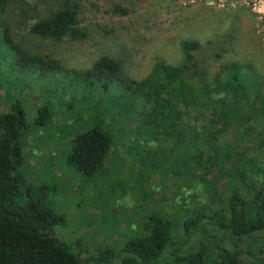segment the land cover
Returning a JSON list of instances; mask_svg holds the SVG:
<instances>
[{
    "label": "trees",
    "instance_id": "1",
    "mask_svg": "<svg viewBox=\"0 0 264 264\" xmlns=\"http://www.w3.org/2000/svg\"><path fill=\"white\" fill-rule=\"evenodd\" d=\"M32 1L0 0V39L12 58L0 70V89L4 80L8 90L27 77L47 80L56 105L39 106L30 123L18 101L0 116V264H264V80L253 64L229 62L209 81L206 69L191 72L206 57L189 37L178 43L180 63L158 61L140 80L108 56L66 69L26 41H85L80 4L51 0L40 9ZM112 13L129 11L114 5ZM22 32L28 39L17 40ZM221 37L216 61L233 38ZM45 132L68 137L62 162L83 179L105 176L106 158L119 148L131 157V176L139 166L146 179L157 173L171 180L178 201L128 186L123 195L137 191L141 203L133 211L143 216L140 233L115 256L83 257L81 240L72 246L54 234L64 217L22 188L26 140ZM55 161L45 163L52 177ZM193 188L190 196L182 191Z\"/></svg>",
    "mask_w": 264,
    "mask_h": 264
},
{
    "label": "rangeland",
    "instance_id": "2",
    "mask_svg": "<svg viewBox=\"0 0 264 264\" xmlns=\"http://www.w3.org/2000/svg\"><path fill=\"white\" fill-rule=\"evenodd\" d=\"M76 1L80 4L79 26L88 31L85 41L64 40L53 44L28 39L23 32L17 40L26 37L33 50L50 54L60 60L66 69L84 70L99 57L108 56L119 60L129 76L140 80L149 75L158 61L180 63L178 43L180 39L190 37L200 42L203 57H206V62L198 63L191 72L206 69L211 81L222 65L232 61L249 62L264 80V0ZM32 2H41L40 9L51 4V0ZM114 5L128 10L129 14L114 15ZM225 34H231L233 38L229 43L222 44L221 48L226 53L216 61L211 54L219 51L214 52V46L217 41L223 40L221 36ZM2 45L0 39L1 71L6 68L4 62L12 59ZM1 83L5 88L0 89V116L18 101L30 123L39 106L51 101L56 105L47 92V80L35 83L27 77L25 81H16L10 90L7 89L9 82L4 80ZM34 102L37 104L34 105ZM39 134V139L36 135H33L34 139L28 137L22 150L19 169L24 178L22 188L43 198L51 209L64 217L65 227L55 229L54 234L72 246L81 240L83 257L98 259L99 252L103 250L111 251L109 253L115 256L131 236L140 233L143 216L133 211L141 203L136 201L137 191L130 189L123 195L128 186L141 188L144 193L157 194V198L166 199L165 203L169 199L178 201L179 195L171 180L157 173L150 174L146 179L139 166L131 176V157L122 149L117 148L108 154L105 176L86 180L75 170H68L62 162L69 143L67 136L65 140L57 141L56 133L55 137L47 132ZM48 160H57L52 168L56 178L49 173L48 164H45ZM52 185L56 187L53 189ZM182 191L187 193L186 196L197 192L194 188Z\"/></svg>",
    "mask_w": 264,
    "mask_h": 264
},
{
    "label": "crops",
    "instance_id": "3",
    "mask_svg": "<svg viewBox=\"0 0 264 264\" xmlns=\"http://www.w3.org/2000/svg\"><path fill=\"white\" fill-rule=\"evenodd\" d=\"M43 164V163H42ZM67 170V169H66ZM67 172V171H66Z\"/></svg>",
    "mask_w": 264,
    "mask_h": 264
}]
</instances>
